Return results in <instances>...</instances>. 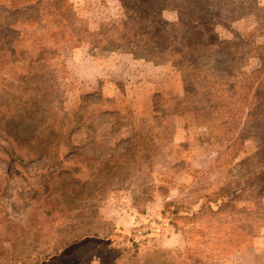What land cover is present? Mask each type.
<instances>
[{
    "label": "rangeland",
    "instance_id": "rangeland-1",
    "mask_svg": "<svg viewBox=\"0 0 264 264\" xmlns=\"http://www.w3.org/2000/svg\"><path fill=\"white\" fill-rule=\"evenodd\" d=\"M0 264H264V0H0Z\"/></svg>",
    "mask_w": 264,
    "mask_h": 264
},
{
    "label": "trees",
    "instance_id": "trees-1",
    "mask_svg": "<svg viewBox=\"0 0 264 264\" xmlns=\"http://www.w3.org/2000/svg\"><path fill=\"white\" fill-rule=\"evenodd\" d=\"M152 6V5H151ZM150 7V5L149 4H144V6H142V8L139 10V13L141 12V11H143L144 13H148L147 12V8H149ZM153 7V6H152ZM159 6H156V8H158ZM158 10L160 11L161 9L160 8H158ZM152 12V11H151ZM138 13V14H139ZM158 31H162V30H158ZM161 47H162V45H161ZM157 49H161L162 50V48H156V50ZM165 53V52H164ZM163 52H155V57H159V56H162L163 54H164ZM172 53L173 54H175V55H177L180 59H183V60H185L186 59V55H188L189 53H187V54H184L183 53V50L181 49V50H178V51H172Z\"/></svg>",
    "mask_w": 264,
    "mask_h": 264
},
{
    "label": "crops",
    "instance_id": "crops-1",
    "mask_svg": "<svg viewBox=\"0 0 264 264\" xmlns=\"http://www.w3.org/2000/svg\"><path fill=\"white\" fill-rule=\"evenodd\" d=\"M173 237H179V236L174 232V235H172L171 238ZM171 238L166 239V242H165L166 243L165 246L167 245L166 247L170 249L175 247V242H174L175 240H171Z\"/></svg>",
    "mask_w": 264,
    "mask_h": 264
}]
</instances>
